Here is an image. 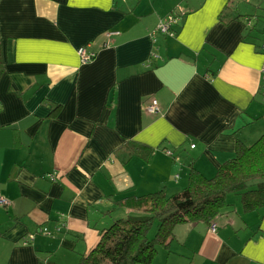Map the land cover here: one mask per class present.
Masks as SVG:
<instances>
[{
    "label": "crops",
    "instance_id": "obj_1",
    "mask_svg": "<svg viewBox=\"0 0 264 264\" xmlns=\"http://www.w3.org/2000/svg\"><path fill=\"white\" fill-rule=\"evenodd\" d=\"M237 1L0 0V264H78L130 215L116 201L211 178L264 132V23L260 42ZM236 197L152 264H264V209Z\"/></svg>",
    "mask_w": 264,
    "mask_h": 264
},
{
    "label": "trees",
    "instance_id": "obj_2",
    "mask_svg": "<svg viewBox=\"0 0 264 264\" xmlns=\"http://www.w3.org/2000/svg\"><path fill=\"white\" fill-rule=\"evenodd\" d=\"M2 71L0 61V76ZM59 110L60 106L56 107L48 117H55ZM228 194L240 198L244 212L264 209V133L250 145L238 140L233 156L211 178L191 170L187 185L178 192L168 194L166 188H160L116 201L117 207L127 208L130 215L102 229L97 245L78 264H152L157 247L169 245L176 225H210L226 206ZM155 224L156 232L150 238Z\"/></svg>",
    "mask_w": 264,
    "mask_h": 264
},
{
    "label": "built area",
    "instance_id": "obj_3",
    "mask_svg": "<svg viewBox=\"0 0 264 264\" xmlns=\"http://www.w3.org/2000/svg\"><path fill=\"white\" fill-rule=\"evenodd\" d=\"M179 22H180L179 14L177 13L168 14L158 22V25L154 33L166 37H174L175 36L174 27H176L179 24ZM261 50L264 52V44L262 45ZM77 52L79 58L81 59V62H88L94 57V54L89 53L85 47L79 48ZM155 57H157V55H155ZM261 73L264 77V63L262 64L261 67ZM158 111H159V101L153 100L152 103L147 107V112L150 114H155ZM7 205H8V201L5 198L0 197V206L6 207ZM210 230L211 232H215L216 230L215 225H211Z\"/></svg>",
    "mask_w": 264,
    "mask_h": 264
},
{
    "label": "rangeland",
    "instance_id": "obj_4",
    "mask_svg": "<svg viewBox=\"0 0 264 264\" xmlns=\"http://www.w3.org/2000/svg\"><path fill=\"white\" fill-rule=\"evenodd\" d=\"M242 4L241 6L238 7V11L239 13L237 14V16H244V17H249V18H253L256 17V15L260 16L257 17L256 20H254V24L253 27L255 28L254 32L258 33V38L259 41L261 42V40H263V35H262V29H260V24L257 25V21L260 20L261 22L264 23V0H238L237 1V6L239 4ZM236 10V9H235ZM236 16V17H237ZM262 105V121H264V103L261 102ZM264 132L260 133L259 135H256V137H254V139L250 142V143H245L243 141H241L242 143L246 144V145H250L252 144L255 140H257ZM236 198V199H235ZM231 202H237L239 203L238 198L233 195V194H228L226 196V203L227 204H231ZM156 224L154 225L153 229L150 232V238H153L155 232H156Z\"/></svg>",
    "mask_w": 264,
    "mask_h": 264
}]
</instances>
